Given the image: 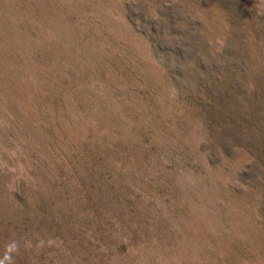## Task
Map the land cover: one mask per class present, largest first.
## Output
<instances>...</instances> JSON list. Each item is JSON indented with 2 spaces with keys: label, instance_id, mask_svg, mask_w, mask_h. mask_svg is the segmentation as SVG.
Segmentation results:
<instances>
[{
  "label": "rangeland",
  "instance_id": "374dc122",
  "mask_svg": "<svg viewBox=\"0 0 264 264\" xmlns=\"http://www.w3.org/2000/svg\"><path fill=\"white\" fill-rule=\"evenodd\" d=\"M0 264H264V0H0Z\"/></svg>",
  "mask_w": 264,
  "mask_h": 264
}]
</instances>
